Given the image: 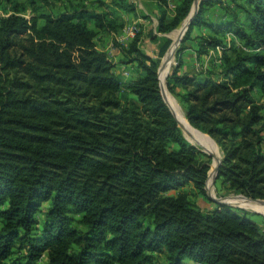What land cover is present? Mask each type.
<instances>
[{"label": "trees", "instance_id": "16d2710c", "mask_svg": "<svg viewBox=\"0 0 264 264\" xmlns=\"http://www.w3.org/2000/svg\"><path fill=\"white\" fill-rule=\"evenodd\" d=\"M149 1L158 51L144 52L140 31L115 42L120 63L134 66L123 81L95 38L120 32L119 12L134 13V2L26 17L25 3L0 0L11 6L0 18V264H264L253 213L203 210L182 190L205 197L211 156L182 136L157 69L171 43L164 34L194 0L170 12L167 0ZM215 5L221 12L208 19ZM200 27L208 33L195 37L196 58L213 51L219 62L181 73L184 42ZM175 61L166 87L215 141L205 135L221 153L217 180L264 199V0H200Z\"/></svg>", "mask_w": 264, "mask_h": 264}, {"label": "rangeland", "instance_id": "374dc122", "mask_svg": "<svg viewBox=\"0 0 264 264\" xmlns=\"http://www.w3.org/2000/svg\"><path fill=\"white\" fill-rule=\"evenodd\" d=\"M17 1L26 4V6H27L26 10L23 12L26 17H28V14H30V13L41 14V13H45V12L46 13L47 12L51 13L53 15H57L60 12L67 11L72 5H76L78 3H80V4L83 3L87 8L92 9V10H96V11H99V12H104V11H108V10L111 11V8L108 5H106V4L110 3V0H35L34 4L29 3L28 0H17ZM129 1L134 2V4L136 5V14H133V16L138 17V15L141 16L142 14H144V15L146 14L149 17V15L154 14V12H152V9L154 8L153 5H152V2H146L144 0H129ZM155 4H156V2H155ZM156 8H157V5H156ZM10 12H11V6L9 4L2 3L0 5V18L6 16ZM135 17H133V18H135ZM142 17H145V16H142ZM143 19H144V22L142 21L141 24H140V22H138L139 31L142 34L141 46H142L144 52H148L151 56H156V53L158 51V47H157V43L152 40L151 34L154 33V32L156 33V35H158V34L160 35L161 34V33H158L156 31L157 30L156 27H157V24H158V20L157 21L155 20L156 22L153 24V22L151 21L150 17L149 18H143ZM147 19H148L149 22L147 21ZM182 23L180 25H182ZM180 25L176 29L173 30L174 32L173 31L170 32V37L169 38L171 39V43L169 44V46L164 51V54L160 57L159 62H158L157 71H159V69H162V67H163L162 64L164 65V61H165V59L167 57V51L170 48L172 42L174 41V36L178 32V28L180 27ZM167 34H169V33H167ZM171 34H172L173 40L171 38ZM110 39L111 38H110V36L108 35L107 32H99L97 34L96 38H95V43H96V45H97V47L99 49L104 50V51H106L108 53L109 57L115 63V65L116 64L119 65V64H121L120 63L121 57H120L119 54L118 55L115 54L114 49H112V48H116V49H118V48L115 45L114 40L113 39L110 40ZM182 40H183V37L180 40V42L178 44H176L175 52H174L173 56L170 58V71L172 70L171 69L172 66H174L176 64L175 54H176L178 48L180 47V44H181ZM190 41L191 40H186L184 42L185 49L182 51V54L185 51L186 52L190 51L188 49V48H190L189 47L190 44H191ZM110 42H111L112 45L111 46H110V44L107 45ZM210 57L212 59H214L215 61H217L215 59V58H217V55L214 54V55H212ZM212 59H210V60H212ZM199 62L200 61H198L197 63L200 64ZM158 76H159V74H158ZM161 86L164 89L165 99H166L167 103L174 110L175 117L174 116L173 117H174V119H175V121L177 123V127L179 128V130H180L182 136L184 137V139L186 141H188L190 144L198 147L200 150L206 152V150H205L200 138L198 136H195L193 134L192 130H190L188 127H186L183 124V122L181 121L182 118L187 119L186 118V114H185V109H184L183 105L181 104V102L178 100V98L175 95H173L172 93H170L168 91L167 87L164 84H161ZM165 87H166V89H165ZM261 98H262L261 102L264 104V97H261ZM207 137H209V136L207 135ZM209 138L215 143V141L211 137H209ZM207 142L209 144L211 152L215 156L219 157L220 161H221V153L219 152V154L217 155L215 153L212 145L208 141V139H207ZM214 164H215V161H214V159L211 156V162L209 164L210 167H209V170H208V174L213 169ZM207 177H208V175H207ZM222 180H223L222 178H219L218 180L216 178V180H215V182L213 184V187L211 189L213 197L222 198V197H227V196L238 195L237 193H234L231 190H229L228 187H227V183L226 182L223 183ZM205 185H206V182H205ZM204 189H205V186H204ZM182 190L191 192V196H190L191 199H193L195 201V203L203 210H210V209L214 208L216 205H220V204H218V203H216V202H214V201H212V200H210L208 198V196L206 194V189H205V197L203 195L199 194L195 189H193L190 186H186ZM169 193L170 194H176L177 191H171ZM231 203H234L235 205H227V206H231L233 208H240V209H243V210H246V211H249V212L253 213L251 219H253L255 222H257L259 224V226L264 230V214L263 213H261L259 211H256V210L247 209L249 207V205H245L243 203H238L239 205H237V202H231ZM242 206H244V207H242ZM37 216H38L39 220L42 219L41 215L37 214ZM45 260H46V258H45V256H43L42 259H41V264H44Z\"/></svg>", "mask_w": 264, "mask_h": 264}, {"label": "crops", "instance_id": "0c3cea01", "mask_svg": "<svg viewBox=\"0 0 264 264\" xmlns=\"http://www.w3.org/2000/svg\"><path fill=\"white\" fill-rule=\"evenodd\" d=\"M146 2H152L153 5V9L152 12H154V14L149 15L151 21L153 22V24L157 21V17H158V9L156 8V4L155 1H149V0H144ZM168 1V7H169V12L175 7L176 3L179 0H167ZM221 12L220 8L215 5V6H211L207 8V11L205 12V15L208 19L211 20H215V18L218 16V14ZM121 18L125 21L124 22V27L123 29L118 32V33H114V32H107L108 35L110 36V40H114V42H116L117 44L120 45H125L127 44L132 38L130 37H122V35H124L125 30L128 29L129 27L133 26V25H138V22H140V24L142 23V21L144 22L143 18H149L146 14H142L141 16L138 15V17L133 16V14H136V11L134 13H124V12H119ZM130 15V16H129ZM132 15V16H131ZM170 15V13H169ZM145 16V17H142ZM156 16V17H155ZM135 17V18H133ZM128 19V20H127ZM156 20V21H155ZM148 21V19H147ZM146 21V22H147ZM149 22V21H148ZM208 33V30L205 27H200V28H194L193 32H192V39H188L191 40V44H190V48H188L190 51L189 52H184L182 54V58H183V65L180 69V72H187V73H195V72H199L202 70H205L206 68H208L209 66H211V57L212 55L215 54V52H212L208 55L205 56H201L200 58H196V53H195V49L197 47V40H196V36H198L199 34H206ZM153 34H156L155 32ZM159 35V34H158ZM162 35V34H160ZM167 37H170V33L169 34H164ZM109 41V40H108ZM110 46L112 45L111 42L108 43L107 45ZM109 47V46H108ZM118 48V47H117ZM114 49L115 54H119L121 57V53L119 51V48H112ZM149 56H151L148 52H146ZM168 53V52H167ZM216 55V54H215ZM210 57V58H209ZM216 59V58H215ZM210 60V61H209ZM217 60V59H216ZM200 61L198 64L197 62ZM206 61V62H205ZM217 63L219 62L218 60L216 61ZM166 61H164V65L162 67V71L160 74V82L164 79L165 73H166ZM133 70H134V66L131 64H116L114 67V72L123 80V81H128L130 80L134 74H133ZM169 71H170V67H169ZM245 205H249V207L247 209H251V210H256L259 211L261 213L264 214V205L261 204H247V203H243ZM237 205H239L237 203ZM244 207V206H242Z\"/></svg>", "mask_w": 264, "mask_h": 264}, {"label": "water", "instance_id": "95a60500", "mask_svg": "<svg viewBox=\"0 0 264 264\" xmlns=\"http://www.w3.org/2000/svg\"><path fill=\"white\" fill-rule=\"evenodd\" d=\"M199 4H200V0H194L193 2V5H192V8H191V11L189 13V15L183 20V23H182V27H181V32H180V35L177 39V44L180 42V40L182 39L183 35L185 34L186 30L188 29L189 25L191 24L194 16L196 15L197 11H198V8H199ZM169 50V49H168ZM168 55H167V59H168ZM163 66V64H162ZM161 69H159L158 71V74L160 72ZM171 72L168 71L167 74H166V77H165V86H166V78L169 76ZM158 79H159V76H158ZM159 88H160V92H161V95H162V98L163 100L165 101V103L167 104V106L169 107L170 111L172 112L173 116L175 117L172 109L170 108L169 104L167 103L166 99H165V93H164V89L163 87L161 86L160 84V80H159ZM189 123V122H188ZM191 126V125H190ZM192 127V126H191ZM194 130H196L198 133L202 134V135H206L204 133H202L200 130L192 127ZM207 136V135H206ZM206 152L212 156V158L214 159L215 161V164L213 166V169L209 172L208 174V177H207V181H206V185H205V189H206V194L208 196V198L220 205H235L234 203H231L229 199H232V198H238V199H243L245 201H250V202H256L258 204H264V199H252L250 197H246L244 195H241V194H238V195H235V196H227V197H222V198H216V197H213L212 195V187H213V184L218 176V172H219V165H220V158L215 156L210 150L209 148L207 147H204ZM241 207V206H240Z\"/></svg>", "mask_w": 264, "mask_h": 264}, {"label": "bare ground", "instance_id": "6f19581e", "mask_svg": "<svg viewBox=\"0 0 264 264\" xmlns=\"http://www.w3.org/2000/svg\"><path fill=\"white\" fill-rule=\"evenodd\" d=\"M181 27H182V25H181ZM181 27H179L178 28V32L176 33V35L174 36V41H173V43H172V45L170 46V48H169V50H168V53H167V55L169 56L168 57V59L166 58L165 59V61H166V65H167V68H166V73H165V76H164V79L160 82L161 84H164L165 85V77H166V74H167V72L169 71V67H170V58L173 56V54H174V52H175V46H176V44H177V39H178V37H179V35H180V32H181ZM170 106V105H169ZM170 108H171V106H170ZM172 109V108H171ZM172 111H173V113H174V110L172 109ZM174 115H175V113H174ZM181 121L183 122V124L186 126V127H188L190 130H192V132H193V134L195 135V136H198L199 138H200V140L202 141V144H203V146L204 147H207V148H209V150H210V147H209V144H208V142H207V138L205 137V135H202V134H200V133H198L196 130H194L191 126H190V124L188 123V121H187V119H185V118H182L181 119ZM211 151V150H210ZM230 200V202H237V203H247V204H258V203H256V202H250V201H245V200H243V199H236V198H232V199H229ZM261 205H264V204H261Z\"/></svg>", "mask_w": 264, "mask_h": 264}, {"label": "built area", "instance_id": "2783aa9c", "mask_svg": "<svg viewBox=\"0 0 264 264\" xmlns=\"http://www.w3.org/2000/svg\"><path fill=\"white\" fill-rule=\"evenodd\" d=\"M138 31H139V26L135 24V25L129 27L128 29H126L125 30V33H124V35H122V37H130V38H133ZM216 50L219 53L220 52V47H217ZM212 52L213 51H210V54Z\"/></svg>", "mask_w": 264, "mask_h": 264}]
</instances>
